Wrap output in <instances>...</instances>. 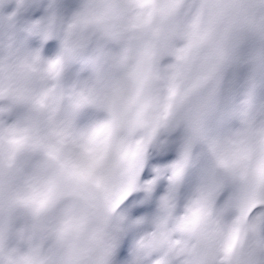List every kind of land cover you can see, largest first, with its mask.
Instances as JSON below:
<instances>
[{"label": "snow or ice", "instance_id": "snow-or-ice-1", "mask_svg": "<svg viewBox=\"0 0 264 264\" xmlns=\"http://www.w3.org/2000/svg\"><path fill=\"white\" fill-rule=\"evenodd\" d=\"M25 3L17 0V11ZM257 16L264 25V0H84L73 27L83 30L99 76L84 88L79 74L68 82L72 103L63 118L53 117L51 142L33 143L44 149V176L10 202L9 218L27 221L30 208L44 227L30 239L26 222L7 233L8 245L40 243V255L62 254L56 264H125L116 251L129 231L138 236L132 264H236L238 249L264 247V103L257 102L264 82L250 77L238 106L218 103L225 71L241 58ZM46 66L55 93L63 55L46 58ZM12 111L0 107V142L19 148L27 129L19 118L7 122ZM177 131L176 144L162 138ZM152 149L177 155L162 164ZM162 179L155 211L131 220L128 210L150 201ZM140 190L143 200L128 199ZM5 235L0 210V245Z\"/></svg>", "mask_w": 264, "mask_h": 264}, {"label": "clouds", "instance_id": "clouds-1", "mask_svg": "<svg viewBox=\"0 0 264 264\" xmlns=\"http://www.w3.org/2000/svg\"><path fill=\"white\" fill-rule=\"evenodd\" d=\"M54 13L55 18L50 22L42 21L37 26L35 21L25 26L23 31L27 35L23 38L12 30L9 20L0 18V107L7 110L18 108L22 110L19 127L27 129V132H21L19 135L28 137L19 148L8 143L6 138L0 142V210L3 211L6 232L5 242L0 245V259H3L5 264L9 261L11 264H36L38 259L47 260L48 264H56L62 258L59 251H46L40 255V243H36L28 250L22 249L19 245L9 246L7 233L15 232L22 227L17 228L16 219L9 218V205L16 197L26 195L33 184L44 176L45 169L38 167L45 159L44 149H35L32 145L36 141L41 144L51 142L50 129L53 126V117L63 118L72 103L68 93L67 71L80 61H85L89 65L90 72L81 78L80 88L96 83L100 71L83 30L79 26L73 27L72 18L75 14L70 20L65 21L55 11ZM45 33H50L48 39L44 38ZM247 34L250 48L243 62L251 65L248 80L255 77L258 81L264 82V25L260 24L259 16L255 24L248 26ZM32 36H40L45 41L55 36L60 40L59 53L63 55L66 72L64 79L55 84V93L51 91L54 82L49 77L46 58L40 49L28 46V39ZM38 50L42 56L40 60L36 59ZM240 62L241 58L229 67ZM218 103L221 107L228 105L222 94V85ZM13 154L15 159L12 158ZM23 212L27 217V225L33 230L29 238L38 240L40 230L44 227L42 215L33 213L30 208L23 209ZM114 226L116 222L109 224L107 229ZM103 241L102 236L99 246L92 253L93 260L101 255ZM135 259V255L132 254L130 264ZM234 260L236 264H264V247H253L251 250L246 247L244 251L238 249ZM102 264H108V259L103 258Z\"/></svg>", "mask_w": 264, "mask_h": 264}, {"label": "rangeland", "instance_id": "rangeland-1", "mask_svg": "<svg viewBox=\"0 0 264 264\" xmlns=\"http://www.w3.org/2000/svg\"><path fill=\"white\" fill-rule=\"evenodd\" d=\"M83 2L84 0H26L24 6L20 8L19 11H17L18 8L17 0H3V2L0 3V18L8 20V17L12 13L16 12V15L12 17L14 18L15 23L12 22L13 20H11L10 23L12 25V30L17 32L19 37L23 38L24 36L27 35V33L23 31L25 26L38 20L46 21V19L54 11L57 13L59 17L63 18L65 21L70 20L71 17L77 11L80 10ZM6 7H9L11 11L7 12L4 9ZM3 12H4V16H3L4 18L2 17ZM28 46L34 49H40L41 54L45 58H53L60 51V40L58 37L55 36L47 41L43 40L40 36H32L28 39ZM249 48H250L249 43L245 44L242 47L241 62L229 67L225 73L224 81L222 84V94L229 106H238L245 99L251 65L248 63H244L243 60L246 59L249 53ZM89 72H90L89 65L85 61H80L73 64L71 68L67 71L66 79L68 82H71V80L76 78L77 74H79V76L83 78L86 77L89 74ZM257 102L264 103V87H260L257 89ZM88 111H94V110H88ZM21 113H22L21 109L19 108L14 109L11 113L6 114L5 118L8 123H12L20 117ZM238 123H239L238 121L233 120L231 121V126H238ZM168 134L169 133H162V138H166L169 141L170 145L178 143L176 138L180 135L179 131L173 132L169 135ZM151 151L157 154V158L160 159V162L162 164L170 162L171 160L175 159L177 155L176 151L174 150L166 151L163 153H160L157 149H152ZM197 173H198V169H194L193 178H195ZM166 186H167V180L162 179L153 193L152 198L153 197L154 198L144 203H136L135 206L132 207L127 212L129 218L131 220H135L139 216L148 215L149 213L154 212L156 209L158 198L166 190ZM142 195L145 196V193L142 192L139 195H132L128 199L133 200L134 197H140ZM228 195H229V190H225V192L221 194L218 203H222L224 199L227 198ZM144 196L140 198H135V200L137 201L143 200ZM125 203H127V201ZM26 222H27L26 218L20 216L16 219L15 226L17 228L21 227ZM140 227L146 230L148 228L147 225ZM135 239H138V236H136L133 231H129L127 234L123 236L120 245L117 248L116 257L120 261H124L125 264H127V262L131 261L132 259V249Z\"/></svg>", "mask_w": 264, "mask_h": 264}, {"label": "bare ground", "instance_id": "bare-ground-1", "mask_svg": "<svg viewBox=\"0 0 264 264\" xmlns=\"http://www.w3.org/2000/svg\"><path fill=\"white\" fill-rule=\"evenodd\" d=\"M2 7H3V6H2ZM4 9H5L7 12H10V11H11V9H10L9 7H6V8H4ZM6 11H5V12H6ZM3 16H4V12H3V14H2V17H3ZM3 18H4V17H3ZM11 20H13L12 22L15 23L14 18H12ZM81 65H82V64H81ZM239 80H240V79H239ZM234 84H235V83H234ZM236 86H237V85H236ZM237 88H238V87H237ZM238 89H239V88H238ZM235 92H236V91H235ZM237 94H238V92H237ZM237 94H236V96H237ZM239 96H240V95H239ZM241 96H242V94H241ZM235 100H236V99H235ZM168 135H169V134H168ZM143 196H144V195H142V196H140V197H143ZM140 197H134V198H140ZM153 198H154V197H153ZM153 198H152V199H153ZM132 199H133V198H132ZM152 199H151V200H152Z\"/></svg>", "mask_w": 264, "mask_h": 264}]
</instances>
